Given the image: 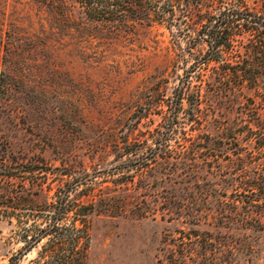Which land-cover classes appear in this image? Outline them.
Wrapping results in <instances>:
<instances>
[{
	"label": "rangeland",
	"instance_id": "obj_1",
	"mask_svg": "<svg viewBox=\"0 0 264 264\" xmlns=\"http://www.w3.org/2000/svg\"><path fill=\"white\" fill-rule=\"evenodd\" d=\"M150 7L159 10L154 2ZM172 30L144 21L107 25L77 7L58 12L34 0H0V76L5 73L0 147L5 143L7 151L41 159L34 163L52 187L49 195L71 181L69 200L97 204L88 219L83 264H156L166 236L176 239L178 229L188 230L180 220L161 219L160 211L138 215L139 207L155 206L161 188L150 177L149 187L141 188L137 154L123 153L129 127H154L166 109L177 58ZM178 39L185 47L186 38ZM159 87L161 105L149 101ZM257 156L264 160V151ZM229 157L221 154L225 163ZM69 170L72 176L64 174ZM209 171L198 181L176 185L185 200H200L198 233L207 243L230 249L231 264H264V200L250 209L235 208L264 193L250 195ZM17 217L0 220V264L18 258L24 245L21 236L32 216L25 211ZM60 226L64 235L75 234L70 218ZM46 240L17 264H38L33 260Z\"/></svg>",
	"mask_w": 264,
	"mask_h": 264
},
{
	"label": "trees",
	"instance_id": "obj_2",
	"mask_svg": "<svg viewBox=\"0 0 264 264\" xmlns=\"http://www.w3.org/2000/svg\"><path fill=\"white\" fill-rule=\"evenodd\" d=\"M34 1L58 12L77 7L86 18L107 25L144 21L163 24L173 33L176 29L171 42L177 57L171 73L174 85L165 100L159 97L164 95L160 87L156 98H149L159 105L164 100L161 120L145 129L135 123L125 135L123 153L137 154L140 187H149L145 180L150 177L161 188L155 206L147 211L139 207L137 214L143 217L145 212L160 211L161 219L167 215V220L188 226V230L178 229L176 239L166 236L156 264H231L232 251L207 243L195 227L201 219L200 200H185L176 185L198 181L205 170L213 169L223 181L250 195L264 193V160L257 156L264 151V0H252V6L248 0ZM151 2L159 10L152 9ZM178 34L186 38L185 47ZM4 77L2 71L0 92L5 90ZM5 148L4 143L0 147V220L10 223L25 211L32 216L24 227L18 258L47 238L34 263L83 264L88 219L97 204L69 200L75 186L71 181L49 195L52 187L45 185L43 169L34 163L42 160ZM226 152L232 157L225 163L221 154ZM70 172L64 174L72 176ZM261 199L235 208L250 209ZM66 218L71 219L75 234L61 233L60 222ZM18 258H11L10 264H17Z\"/></svg>",
	"mask_w": 264,
	"mask_h": 264
}]
</instances>
